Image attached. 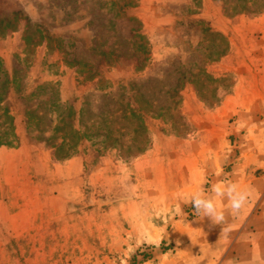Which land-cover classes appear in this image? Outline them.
Here are the masks:
<instances>
[{"label": "rangeland", "instance_id": "obj_1", "mask_svg": "<svg viewBox=\"0 0 264 264\" xmlns=\"http://www.w3.org/2000/svg\"><path fill=\"white\" fill-rule=\"evenodd\" d=\"M109 1L0 0L17 136L0 146V264H264V0H135L115 17ZM131 81L155 107L178 101L145 115L149 148L125 158L67 135L76 151L56 157L50 123L77 125L85 103L91 124L97 88ZM221 180L251 193L227 232L187 203Z\"/></svg>", "mask_w": 264, "mask_h": 264}, {"label": "trees", "instance_id": "obj_2", "mask_svg": "<svg viewBox=\"0 0 264 264\" xmlns=\"http://www.w3.org/2000/svg\"><path fill=\"white\" fill-rule=\"evenodd\" d=\"M108 3V2H107ZM135 0H110L109 10H113L112 16L123 14L126 8L135 6ZM116 10V11H115ZM127 20L136 23V28H130L132 36H138L141 42L139 45L143 52H147L146 40L143 34L140 33V21L134 16H127ZM152 81V79H148ZM15 77L14 73L10 79L4 81V90L0 93V146L14 145L16 143V133L14 128V117L6 104V93L9 88L14 87ZM142 83H135L131 81L128 85L129 89L124 85L119 86V93L114 94L112 90H104L102 86L98 87L101 90V106L96 110L95 119L92 123L87 125L83 123V116L88 111L87 104L81 107L77 113L79 115L75 124V120L71 115L66 118L60 117L62 111V104L55 103V111H59V119L57 123H50V133H57L60 139L59 143L51 144L54 149V154L58 156H69L76 151V143H69L66 141V136H72L76 139L82 138H97L98 147L102 150L115 149L119 156L125 158H135L145 152L150 146V137L145 123V115L167 116L170 108L177 107L178 101L172 99L167 105H160L155 107V101L145 99L141 91ZM144 87V85H143ZM162 88V87H161ZM129 91H131L130 95ZM160 91V90H158ZM168 97H178V85L166 89ZM154 108V109H153ZM33 111L26 107L25 113L28 115V126L31 124L29 117ZM32 116H35L34 113ZM36 117V116H35Z\"/></svg>", "mask_w": 264, "mask_h": 264}, {"label": "clouds", "instance_id": "obj_3", "mask_svg": "<svg viewBox=\"0 0 264 264\" xmlns=\"http://www.w3.org/2000/svg\"><path fill=\"white\" fill-rule=\"evenodd\" d=\"M250 195V190L239 183L232 180H221L211 184L208 188L200 187L193 191L187 203L192 207L195 217L201 220L207 218L210 221L209 228L219 225L221 231L227 232L228 228L223 227L227 221L226 212L232 216L239 215L248 203ZM225 200L227 209L219 206Z\"/></svg>", "mask_w": 264, "mask_h": 264}]
</instances>
